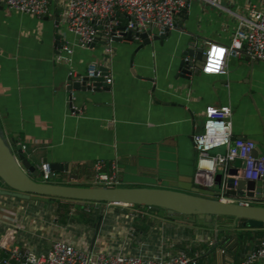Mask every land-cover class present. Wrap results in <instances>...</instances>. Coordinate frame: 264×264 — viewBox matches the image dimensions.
Masks as SVG:
<instances>
[{
  "label": "crops",
  "instance_id": "obj_1",
  "mask_svg": "<svg viewBox=\"0 0 264 264\" xmlns=\"http://www.w3.org/2000/svg\"><path fill=\"white\" fill-rule=\"evenodd\" d=\"M217 1L228 11L191 0L163 39H153V31L143 44L114 40L110 54L99 45H77L59 19L66 0H53L42 18L0 4V136L12 148L24 146L38 171L42 164L54 166L51 183L96 187L99 166V173L115 172L118 187L189 193L204 188L191 137L202 131L206 107L226 106L233 137L258 144L264 155V62L226 56L223 75L179 72L188 48L227 46L238 25L232 13L247 15L264 3ZM61 42L72 49L67 62L58 59ZM90 66L105 70L112 83L71 88ZM4 190L0 180L3 252L17 246L45 253L61 240L84 251L153 258L183 251L195 264H240L262 235H245L239 242L241 226L229 217L201 226L141 207L20 200L3 195ZM223 197L256 202L226 192Z\"/></svg>",
  "mask_w": 264,
  "mask_h": 264
},
{
  "label": "built area",
  "instance_id": "obj_2",
  "mask_svg": "<svg viewBox=\"0 0 264 264\" xmlns=\"http://www.w3.org/2000/svg\"><path fill=\"white\" fill-rule=\"evenodd\" d=\"M53 0H0V4L9 10L20 12L36 18H42L48 13ZM191 0H66L62 6L59 19L72 34L80 48L99 45L104 53H111L114 40L129 43L141 39V35L154 31L155 35L164 34L175 29L174 16L185 12ZM212 7L223 8L217 0H197ZM238 21L236 30L227 46L217 43H207L201 63L200 73L205 75L225 74V57L244 56L249 61L264 62V3L260 7L252 6L247 15L232 13ZM62 43V42H61ZM62 52L58 57L67 62L65 54L72 53L67 42L61 44ZM94 72L96 75H94ZM108 75V74H107ZM105 75L103 84L110 85L112 79ZM87 78L98 77L95 66L86 70ZM90 89L95 86L87 83ZM203 129L191 137L194 149L198 153V177L204 188L216 185L215 176L218 169L222 175L219 187L220 200L230 203L249 205L234 198L223 197L227 187V178H232L235 189L238 180L259 181L264 179V155H254L256 145L246 139L234 138L232 135L231 109L229 107L208 106L204 110ZM223 147L224 154L210 152ZM24 149V146H21ZM236 160L240 166L236 175L229 176L228 171ZM96 166L94 176L95 186H116V174L99 173ZM42 180L47 181L51 173L47 164L39 168ZM219 173V174H220ZM259 201V200H254ZM90 207L98 209L101 204L90 202ZM110 206L113 204H103ZM125 206V205H117ZM129 207V206H125ZM89 209V208H88ZM91 210V209H90ZM257 246L247 252L240 264H264V228ZM196 260L185 252L179 251L168 258H153L144 255L112 253L108 251H84L64 241H54L45 253H36L29 248L13 246L5 251L0 264H195Z\"/></svg>",
  "mask_w": 264,
  "mask_h": 264
},
{
  "label": "water",
  "instance_id": "obj_3",
  "mask_svg": "<svg viewBox=\"0 0 264 264\" xmlns=\"http://www.w3.org/2000/svg\"><path fill=\"white\" fill-rule=\"evenodd\" d=\"M58 22V19H56ZM56 22V23H57ZM168 32L161 35H153V39H163ZM151 32L142 34V44L149 40ZM119 41V40H117ZM204 47H190L183 54L180 62L179 72L181 76L199 74L201 63L204 60ZM192 69V70H190ZM99 72L98 77L87 78L83 76L77 82L72 83V87H90L91 82L95 88L105 86L103 78L105 70L95 67ZM94 75L96 73L94 72ZM261 147L256 144L254 155L261 153ZM240 160L235 161V169L228 171L229 176L236 175V170L240 166ZM54 166H49L53 170ZM42 172L38 171L25 156L20 147L12 148L0 136V180L6 190L2 193L5 196L20 199L46 202L48 198H60L69 201L95 202L102 204L139 206L152 210H164L169 215H175L178 219L188 224H194L195 218L205 223L212 222L220 217L233 219V224L237 226H247L252 229H259L264 226V206L255 205L254 200H264V179L259 181L238 180L235 189L232 187V178H227L226 183L229 188L226 195H237L241 198L251 200V204L245 206L240 203H230L219 199L221 192L209 191L210 189L192 188L185 191H174L155 188H127L118 186L106 187H78L64 184L43 181ZM50 180L52 174L48 177ZM222 175L215 176V182L220 187Z\"/></svg>",
  "mask_w": 264,
  "mask_h": 264
},
{
  "label": "trees",
  "instance_id": "obj_4",
  "mask_svg": "<svg viewBox=\"0 0 264 264\" xmlns=\"http://www.w3.org/2000/svg\"><path fill=\"white\" fill-rule=\"evenodd\" d=\"M55 200V199H54ZM134 208H139V206H134ZM144 209H148V208H144ZM148 210H150V211H152V212H155V213H158V214H160V213H164L165 211L164 210H152V209H148ZM195 224H197V225H201V226H204V225H208L207 223H205L204 221H202V220H199V219H197V218H195ZM264 227H262V228H259V229H252V228H249V227H247V226H241L240 227V230L241 231H239V238L237 239V240H239V242L241 241V242H244V240H245V235L247 236V238L249 237V238H251L252 236H258V235H261V233H262V229H263ZM251 236V237H250ZM5 256V251L3 252V251H1L0 250V259L2 258V257H4Z\"/></svg>",
  "mask_w": 264,
  "mask_h": 264
},
{
  "label": "rangeland",
  "instance_id": "obj_5",
  "mask_svg": "<svg viewBox=\"0 0 264 264\" xmlns=\"http://www.w3.org/2000/svg\"><path fill=\"white\" fill-rule=\"evenodd\" d=\"M255 205L264 206V200L254 202Z\"/></svg>",
  "mask_w": 264,
  "mask_h": 264
},
{
  "label": "clouds",
  "instance_id": "obj_6",
  "mask_svg": "<svg viewBox=\"0 0 264 264\" xmlns=\"http://www.w3.org/2000/svg\"><path fill=\"white\" fill-rule=\"evenodd\" d=\"M42 178V177H41ZM99 204H101V205H103L102 203H99ZM264 227V226H263Z\"/></svg>",
  "mask_w": 264,
  "mask_h": 264
},
{
  "label": "bare ground",
  "instance_id": "obj_7",
  "mask_svg": "<svg viewBox=\"0 0 264 264\" xmlns=\"http://www.w3.org/2000/svg\"><path fill=\"white\" fill-rule=\"evenodd\" d=\"M223 223V222H222Z\"/></svg>",
  "mask_w": 264,
  "mask_h": 264
}]
</instances>
